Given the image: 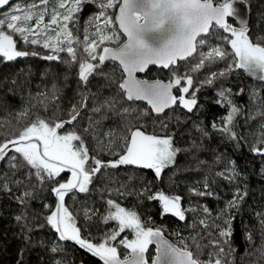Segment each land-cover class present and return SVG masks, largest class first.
<instances>
[{
  "label": "snow or ice",
  "instance_id": "obj_1",
  "mask_svg": "<svg viewBox=\"0 0 264 264\" xmlns=\"http://www.w3.org/2000/svg\"><path fill=\"white\" fill-rule=\"evenodd\" d=\"M89 4L97 11L86 19L81 39L80 13ZM249 4L250 0H20L15 4L0 0V9L7 8L0 12V60L39 57L77 68V91L67 108L58 103L61 91L53 84L51 95H37L47 101L42 103L45 113L52 103L55 111L42 116L24 107L16 120L27 122L7 135L0 133V162L8 164V171L0 175V192L9 194L21 208L15 219L22 231L48 228L54 232L48 241L53 264H65L57 258L64 252L62 242H73L103 264H149L153 244L155 255L150 264H235L234 222L248 195L239 184L237 161L223 152L214 153L213 163L222 167L213 170L197 159L196 168L188 170L208 168V173L187 187L185 206L184 197L173 185L180 172L177 156L188 149L176 146L167 121L160 120L159 131L147 129L149 119L155 124L166 109L179 107L198 115L205 109L200 94L213 89L211 102L223 112L207 124L194 122L200 138H216L235 150L247 147L254 156L264 158V35L250 28ZM117 8L116 14L109 12ZM164 32L169 35L162 45L149 42L154 34ZM36 48L46 54L41 56ZM106 62L116 65L113 73L119 70L118 79L102 71ZM149 66L167 70L168 80L140 78L138 74ZM241 72L253 79L252 86L239 83ZM234 75L236 87L230 80ZM96 76L115 82V95L124 103L117 107L114 99L101 100L99 86L92 92L90 85ZM244 95L247 110L236 102V97ZM137 101L148 107L125 106ZM108 113L119 119L114 127L105 129ZM191 147H199L196 140ZM126 166L150 170L153 179L136 186L128 182L110 186L117 183L115 170ZM174 167L168 191L161 190L157 182L166 169ZM64 173L70 174L67 179L62 178ZM135 178L129 175L128 181ZM217 180L230 186V199L216 190ZM94 192L99 193V200L92 199ZM81 194L84 198L74 213L66 198L76 203ZM112 194L120 199L135 196L137 201L158 202L162 216L170 214L181 222L191 213L186 227L192 231L188 237L176 234L178 246L165 238L163 227L149 226L151 218L142 219L138 205L122 206ZM196 198L223 200L224 206L213 212ZM33 201L41 202L42 212H28ZM30 216L35 224L29 222ZM97 217L104 225L114 223L115 227L94 237L88 225ZM254 217L261 244L250 254L264 264V211L255 212ZM78 220L83 223L78 225ZM126 232L131 239L128 235L118 239ZM245 234L251 243L253 234L247 226Z\"/></svg>",
  "mask_w": 264,
  "mask_h": 264
},
{
  "label": "trees",
  "instance_id": "obj_2",
  "mask_svg": "<svg viewBox=\"0 0 264 264\" xmlns=\"http://www.w3.org/2000/svg\"><path fill=\"white\" fill-rule=\"evenodd\" d=\"M12 2H20V0H12ZM243 8V6H240ZM249 25L253 32L264 35V0H250L249 4ZM1 10V9H0ZM97 11V8L93 4L85 5L80 13V36L83 38V26L86 19ZM110 13L115 14L116 9H110ZM93 29H89L91 32ZM115 46V45H110ZM32 50V49H28ZM36 51L40 55H44L45 50L36 48ZM64 56L65 54H61ZM222 67V65H221ZM116 68L111 62L105 63L102 71L109 77L113 74L119 78V70L117 69L113 73V69ZM77 68H68L64 64L55 61H46L39 57H26L18 58L15 61H3L0 60V133L5 135L12 131L22 127L27 120H16V114L24 107H29L31 113H39L42 116L50 115L52 111H55V103L49 105V111L45 113L42 108V103H46L43 97L38 96V93H47L51 95L53 84L56 85L61 91L60 100L58 103L61 108H67L69 100L76 94ZM65 75L68 76L65 81ZM239 83L253 85L254 81L250 77H246L243 72L239 74ZM169 73L167 70H159L156 68H150L143 78L155 80L161 79L167 81ZM232 86H237V77L234 75L230 77ZM15 82V83H13ZM99 86V98L101 100L108 98L114 99L117 107L124 103L122 97L116 96V84L105 76H96L91 81V91L97 92ZM207 97L208 99H204ZM214 98L213 89H206L200 94L201 103L205 105V109L198 115H192L186 111L175 107L170 109L164 115L159 117V120L155 124L151 123L149 119L148 131L151 132L155 128L159 131L160 120L167 121L169 128L174 133L175 144L182 149H188L187 152L178 154L177 165L180 168V172L174 178L176 184L173 185L175 191L184 197V204L187 205L189 199L187 194V187L192 185L195 181L202 179L204 175L208 173V168H203L200 171H190L188 168L195 169V161L197 159L203 160L213 170H218L222 165L214 164V153L223 152L226 157L235 159L240 170L239 184L241 188H246L248 195L245 198L244 204L241 206L240 215L234 222V236L233 246L235 248V264H260L255 255H251V251L255 247L261 244L259 225L254 217V213L257 211H264V173L261 172V167L264 166V158L254 156L251 154L247 147H242L239 150L233 149L229 145H222L216 138L201 139L198 131L194 127V122L200 120L207 124L213 117L218 116L223 112V109L213 104L211 101ZM238 104L244 105L245 109L248 108L247 95L236 97ZM132 105L138 106L141 109L147 108L142 103L132 104L127 102L125 106ZM135 114H133L134 116ZM109 119L103 122L105 129L114 127L119 118H113L112 113H108ZM155 115L151 114V118ZM132 117H130L131 119ZM257 120H253L251 127H256ZM244 131L245 129H241ZM163 134V133H161ZM196 140L199 145L198 148L193 149L191 147L192 141ZM108 159V157H105ZM8 171L7 162H2L0 168V175H3ZM174 168L166 169L163 173V179L158 181V187L161 190L168 191L170 181L168 177L172 175ZM69 173H64L62 178L67 179ZM129 175H135V179L128 181ZM147 179L151 181L153 179V173L150 170L136 169L134 166L121 167L115 170V181L117 183L110 186H118L119 182H128L130 186H136L141 183L142 180ZM219 187L216 190L225 199L231 198V188L223 180H217ZM99 186V185H98ZM84 194H81L78 201L73 203L70 197L66 198V204L70 210L74 213L78 212L79 201L83 200ZM111 198L116 199L122 206L132 207L138 205L136 210L138 214L142 216V219L148 220L151 218L149 226H160L165 229V237L176 243L179 246V237H188L192 231L186 227L191 223L193 214H187L186 221H178L177 218L168 215H161L160 205L155 201L141 200L137 201L135 196H129L126 199H120L115 194H112ZM52 198L49 197V200ZM93 200H99V193L94 192L92 194ZM201 199V198H196ZM202 203L215 212L218 208L223 207V200L217 201L212 198H202ZM97 208H103L99 203L96 204ZM21 208L10 198L9 194L0 192V264H53L52 254L48 251V241L54 237V232L49 231L48 228L34 229L30 233L22 231L21 225L17 223L15 217L19 215ZM29 213L42 212L41 202L33 201L28 207ZM241 221L243 223H241ZM29 222L35 224L36 221L29 217ZM83 223L82 220H78V225ZM245 226H247L253 234V241L250 243L245 238ZM89 230L93 236H98L100 231L111 229L115 227L114 223L104 225L97 217L90 225ZM179 233V237L176 235ZM128 235L131 239V235L127 232L122 234L118 239L124 238ZM28 237V238H26ZM43 242V244H42ZM117 243V242H113ZM64 245V252L57 254V258H62L65 264H99L98 257L88 253L85 249L79 248L73 242H62ZM121 252L123 250L121 249ZM153 255V247H149V260ZM102 263V262H101Z\"/></svg>",
  "mask_w": 264,
  "mask_h": 264
},
{
  "label": "water",
  "instance_id": "obj_3",
  "mask_svg": "<svg viewBox=\"0 0 264 264\" xmlns=\"http://www.w3.org/2000/svg\"><path fill=\"white\" fill-rule=\"evenodd\" d=\"M118 12V8L116 9V12L115 14ZM168 33L167 32H164V33H159V34H154L152 37H150L149 39V42L154 44L155 46H160L163 44V42L168 38ZM107 63V62H106ZM150 68H156V69H159V70H163L162 68H159L157 66H149V69ZM148 69V70H149ZM147 70V71H148ZM147 71L145 73H140L138 74L140 78H143V76L147 73ZM143 79H146V78H143ZM150 80V79H148ZM166 82V81H165ZM136 103H142L144 105L147 106L146 102H143V101H137ZM148 107V106H147ZM170 109H166L164 113L160 114V116L164 115L167 111H169ZM154 114V113H153ZM155 115V114H154ZM1 165H2V162H0V168H1ZM166 239H168L167 237H165ZM169 240V239H168ZM170 242H172L171 240H169ZM155 249V245L153 244L152 245ZM155 255V254H154ZM150 264V263H149Z\"/></svg>",
  "mask_w": 264,
  "mask_h": 264
},
{
  "label": "flooded vegetation",
  "instance_id": "obj_4",
  "mask_svg": "<svg viewBox=\"0 0 264 264\" xmlns=\"http://www.w3.org/2000/svg\"><path fill=\"white\" fill-rule=\"evenodd\" d=\"M153 247V246H152ZM154 254H155V249H154V247H153V255L151 256V258L154 256ZM148 256H149V253H148ZM100 263L99 264H103V262L98 258L97 259ZM150 261L151 260H149V263H150ZM102 262V263H101Z\"/></svg>",
  "mask_w": 264,
  "mask_h": 264
},
{
  "label": "rangeland",
  "instance_id": "obj_5",
  "mask_svg": "<svg viewBox=\"0 0 264 264\" xmlns=\"http://www.w3.org/2000/svg\"><path fill=\"white\" fill-rule=\"evenodd\" d=\"M12 3H14V4H15V3H18V2H12ZM5 10H7V8H6V7H5V9H1V10H0V12H2V11H5Z\"/></svg>",
  "mask_w": 264,
  "mask_h": 264
}]
</instances>
